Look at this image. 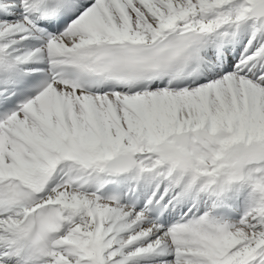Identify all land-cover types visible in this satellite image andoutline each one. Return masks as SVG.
I'll use <instances>...</instances> for the list:
<instances>
[{
  "label": "snow or ice",
  "instance_id": "obj_1",
  "mask_svg": "<svg viewBox=\"0 0 264 264\" xmlns=\"http://www.w3.org/2000/svg\"><path fill=\"white\" fill-rule=\"evenodd\" d=\"M0 264H264V0H0Z\"/></svg>",
  "mask_w": 264,
  "mask_h": 264
}]
</instances>
